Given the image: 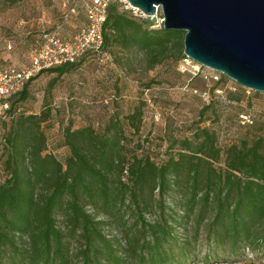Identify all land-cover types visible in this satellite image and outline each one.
<instances>
[{"label": "trees", "instance_id": "16d2710c", "mask_svg": "<svg viewBox=\"0 0 264 264\" xmlns=\"http://www.w3.org/2000/svg\"><path fill=\"white\" fill-rule=\"evenodd\" d=\"M152 24L148 16L111 2L99 51L40 70L7 97L9 107L0 118V264H209L232 262L246 250L264 256V116L255 121L239 114L247 122L243 131L220 145L217 129L205 124L220 123L207 102L185 133L160 138L156 160L141 128L150 101L144 90L160 89L161 80L145 81L128 111L117 106L116 85L127 79L121 66L131 67L138 54L142 70L168 69L185 57L184 31ZM92 59L110 84L93 96L107 116L96 125L74 127L64 107L61 118L67 122L56 124L67 153L59 159L43 130L58 116L57 102L47 105L44 92L37 113H17V105L38 76L51 74L48 92L64 73ZM220 81L209 89L219 90ZM239 88L229 96L240 99L247 88ZM207 111L213 115L206 117ZM150 212L152 220L146 217ZM109 224L121 234L106 235Z\"/></svg>", "mask_w": 264, "mask_h": 264}, {"label": "rangeland", "instance_id": "374dc122", "mask_svg": "<svg viewBox=\"0 0 264 264\" xmlns=\"http://www.w3.org/2000/svg\"><path fill=\"white\" fill-rule=\"evenodd\" d=\"M63 0H0V65L14 64L22 67L27 64L30 57L35 52L38 35L43 29L55 27L60 22V15L63 9ZM86 21L82 0L78 1L77 13L60 28V34L69 37ZM141 55L138 54L129 66H121L127 76L126 82L120 81L116 85L120 97L117 106L122 111H128L133 102L140 100V89L143 83L154 76L161 80V88L154 89L146 95L148 105L145 107V115L142 122L141 133L148 137V150L156 160L161 158L163 147L160 139L166 137L168 133L178 134L186 132L187 127L193 119L197 118L199 109L207 102H212L214 109L219 115V122L205 120V124L218 131V143L224 145L232 139L233 134L243 131L247 122H240L239 114H246L251 120L257 121L264 116V92L247 88L243 90L240 99L229 96V92H238L239 85L233 79L227 77L222 72L217 73L221 78L219 90L211 91L209 87L215 78H204L201 74L192 75L188 70H182L179 66L183 62L181 58L172 64L168 69L156 66L152 69L142 70L140 67ZM213 72V71H210ZM214 73V72H213ZM225 75V78L222 77ZM51 74L44 73L34 79L30 85V94L26 100L19 102L17 113H37L42 108L45 98L47 105L56 101L60 106L56 113L58 116L52 118L49 124H43L46 133L47 145L50 151L62 159L66 149L61 145V137L58 133L57 122L65 123L64 107H68V122L71 120L74 127L86 124L104 122L107 110L99 100L93 99L94 95L104 93L110 86L106 83L96 70L95 60H85L79 66L64 73L59 80L47 92V80ZM187 82V87L182 84ZM69 83V87H67ZM123 85V87H121ZM244 87V86H241ZM246 88V87H245ZM45 92V97L43 94ZM71 95L70 99L64 96ZM156 114V118H154ZM211 111H207L206 117L212 116ZM72 117V118H71ZM62 119V122H61ZM249 123V122H248ZM223 132V134L221 133ZM87 211L92 209L87 207ZM152 212L147 214V218H154ZM131 222V219H130ZM62 217H58V226L63 227ZM181 230H179V233ZM106 235H120L121 231L116 225H106L104 229ZM182 235V234H180ZM26 240L27 238L24 237ZM75 247V245H73ZM203 251L199 252L198 259L203 256ZM193 264H207L198 260ZM209 264H264V256L257 257L249 250L245 254L232 262H212Z\"/></svg>", "mask_w": 264, "mask_h": 264}, {"label": "water", "instance_id": "95a60500", "mask_svg": "<svg viewBox=\"0 0 264 264\" xmlns=\"http://www.w3.org/2000/svg\"><path fill=\"white\" fill-rule=\"evenodd\" d=\"M158 8L166 29L183 30V53L239 85L264 92V0H127Z\"/></svg>", "mask_w": 264, "mask_h": 264}, {"label": "built area", "instance_id": "2783aa9c", "mask_svg": "<svg viewBox=\"0 0 264 264\" xmlns=\"http://www.w3.org/2000/svg\"><path fill=\"white\" fill-rule=\"evenodd\" d=\"M77 1L79 0L62 1L63 9L59 24L53 28L41 30L38 45L27 64L22 67L14 64L0 66V118L5 117L9 107L7 97L22 88L32 75L40 70L64 62H72L87 50L99 51L101 49L103 43L102 26L106 18L108 5L111 2L122 3L134 15L148 16L153 20L152 26H160L163 22L160 8L154 14L145 15L140 9L130 5L127 0H82L86 21L84 25L67 38L60 34V28L69 20L71 15L77 12ZM182 61L179 64L182 70H188L193 74L199 72L204 78H218V71L210 68L208 70L202 69L200 63L186 55ZM147 92L146 88L144 93L147 94ZM241 117L247 120L246 116ZM3 180L4 174L0 168V182H3Z\"/></svg>", "mask_w": 264, "mask_h": 264}]
</instances>
